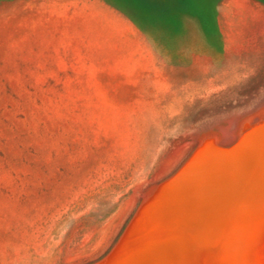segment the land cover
<instances>
[{
  "label": "rangeland",
  "instance_id": "rangeland-1",
  "mask_svg": "<svg viewBox=\"0 0 264 264\" xmlns=\"http://www.w3.org/2000/svg\"><path fill=\"white\" fill-rule=\"evenodd\" d=\"M263 100L264 0H0V264H200L216 220L183 180ZM178 181L164 242L143 238L149 193ZM244 247L210 261L264 260Z\"/></svg>",
  "mask_w": 264,
  "mask_h": 264
},
{
  "label": "bare ground",
  "instance_id": "bare-ground-1",
  "mask_svg": "<svg viewBox=\"0 0 264 264\" xmlns=\"http://www.w3.org/2000/svg\"><path fill=\"white\" fill-rule=\"evenodd\" d=\"M259 109L261 110V112L255 114L254 119L251 122L261 123L262 121H264V100L259 105ZM239 121H240V118L233 117V118H230L229 122L226 121L227 122L226 126L218 127L219 130H221V132H222L221 137L218 139V143H219L220 147H218L215 144V142H208L205 145H203V148L198 152V155L195 157V160L191 165V170L189 169L190 170L189 173L193 174V178H190L191 174H190V177H186V174H187L186 173L184 176V177H186V179L185 180L180 179V180L184 181L183 183H185V185H187V184L190 185L189 187H191V185H193L194 187L196 185H198L197 187H199L201 192H202V193L201 192L199 193V194H202V195H200L202 197V199L197 198L196 195H195V197L192 195L193 197L190 196L191 200H189V201L196 200L195 205L199 204V203H197L198 200H200V202H203L204 205H201V206H206L205 207L206 210L205 209L202 210L203 213H205L204 211H207V207H209V209L211 210V214L214 216L213 218H215V220H216V224L214 223V226H213V231H212L213 233L212 234H206V235H202L200 237H197L195 244H197V242H198V245H199L198 247L200 248V250H198V248H196V252L197 251L200 252V256H199V263L200 264H212L210 261L212 255L221 254L220 251L223 252L222 253V255H223L224 252L227 250L230 251L231 253H234V254H232V255L236 256L234 259L238 258L239 260H244L246 258V260H249V259H247L248 250L245 249V247H244L245 244L249 245V247H250L249 250L251 252L250 254L253 253L254 257L257 256L258 250L262 251V253H264V124H262L261 126L249 131L243 138L240 139V141L231 150L222 149V147H225V146L229 145L230 143L232 144V143L238 141V139H239ZM251 122H248L246 124V126L244 128L245 130L249 129L251 127ZM187 166H188V164H187ZM174 177L176 178V176H174ZM172 179H170V180H172ZM180 185H181L180 181H178V183L177 182L175 184L171 183L167 186L165 185V187H163L164 186L163 185L161 188H157V189L153 188L151 190V192L149 193V198L147 200L148 203L145 204L146 206H144V208L142 207L143 210L140 211L141 212L140 216L141 215H144L143 217L146 216L147 220L149 219V223L152 222L150 220L152 218V220H153L152 225L156 229L153 230V228H154L153 227L152 228L153 231H148V233L146 234L145 233L146 231L143 228V226L146 225V223L144 222L143 226L138 225L139 227L142 226L141 229H143V231H145L143 233V232L138 231L141 229L137 230L138 232L143 233L142 237L145 234V236L143 238L148 237L146 239H150L149 236L151 234L154 235V233L158 232L159 237L156 236L155 238H159L160 240L158 239V241L164 242L163 240H165V237L162 238L163 236L161 237L162 233H160V232L165 233V231L166 232L169 231V230H165V227L167 225H164V223L167 222V220H169L170 208L172 207V205H173V207L175 206L173 203L176 202V200H178L177 197L179 196V194H181L179 192L180 190H178L179 189L178 186L180 187ZM194 187H191V189L193 188L194 190H196V189L198 190V188L195 189ZM193 189H192V191H193ZM178 192H179V194H178ZM185 192L188 193L189 191L186 190ZM183 193H184V190L182 192V195H183ZM196 193L197 192L195 191V194ZM186 196H188L187 198L189 199V195H186ZM192 198H194V200H192ZM180 201L182 202V200H180ZM210 203H212V204L209 205ZM193 205H194V203H193ZM193 205H191V206H193ZM179 209H180V207H179ZM171 211H173L171 213L175 214L174 213L175 210L172 209ZM176 211H178V210H176ZM200 212L201 211H198V213L200 214L199 218H202L203 215L201 216V214H203V213H200ZM171 213H170V215H171ZM197 215L195 218H197ZM205 215H207V214H204V216ZM171 217L172 216H170V218ZM205 217L207 218V216H205ZM172 218L174 220V215ZM134 219H136V218H134ZM173 220H172V223L174 224L176 219L174 220V222H173ZM140 221L141 220L139 219V223H140ZM182 222L183 221L181 220V223ZM141 223H142V221H141ZM172 223L169 222V224H172ZM147 225H148L147 227L149 228L150 225L149 224H147ZM173 226L174 225H172L171 227H173ZM203 226L205 227V225H203ZM136 227H137V225H136ZM204 227H202V228H204ZM167 229H170L169 226ZM187 229L189 230V231L188 230L187 231L190 233V235L186 232L185 235L188 234L185 237L186 239L188 236H191L194 232V231H192V234H191V229L190 228H187ZM192 230H194V229H192ZM137 231H136V233H137ZM173 231L175 232L176 229H174ZM171 232H172V230L170 231V233ZM176 232L178 233V231H176ZM136 233H134L135 234L134 238L136 237ZM167 233H165V234L167 235ZM170 233H169V235L175 234L177 236L176 233H173V234H170ZM217 234H220L219 237L216 236ZM137 236H138V238H140V239L137 238L138 241L143 239V238H141V235H137ZM194 236H192L194 238V239L192 238L193 241H195V238L197 235L195 237ZM220 236H221V238H220ZM130 237H131V234H130ZM130 237H128L127 239L130 240L131 238H133V236L131 238ZM170 238H166V240L170 239ZM175 238H178V237H175ZM206 238H207L206 241H208L209 238H213L210 240H212L214 242V244L217 243L216 245H217V247L219 246L220 249L216 248V247L211 248L209 246H205V247L202 246V242H204ZM146 239L145 240L143 239V240L147 241ZM221 239H222V245H219L221 243L220 242ZM177 240H180V238H178ZM188 240H191V238ZM150 241H154V240H150ZM140 242L143 243L142 241H140ZM133 243H130L131 247L133 245L135 246V247H132V251H134V249L136 248V245ZM154 243H156V242H154ZM169 243H170V241H169ZM208 243H209V241H208ZM136 244L137 245L139 244V242H137V240H136ZM144 244H145V242L143 243V245ZM191 244H193V242ZM206 245H208V244H206ZM138 246H140V245H138ZM138 246H137V248H139ZM159 246L161 247V245H159ZM126 247H128V246H126ZM126 247H125V249H127ZM145 247L146 246H144V248ZM184 247H186V246L184 245ZM144 248L142 246V249H144ZM192 248H194V247H191V251L193 250ZM257 248H258V250H257ZM125 249L121 248V250H119L120 252L119 251H117V252L122 253L121 251L122 250L125 251ZM142 249L140 248L139 250H142ZM147 249L145 251H147ZM186 249H188V248L186 247ZM124 251H123V253H124ZM135 251H136V249H135ZM181 251H183V249H181ZM118 253H117V255H119ZM126 253H128V252H126ZM148 253H149V251L146 254H148ZM192 253L195 254L194 252H192ZM260 253H258V255ZM184 254L186 255V252H184ZM196 254H198V253H196ZM124 255H126V254H124ZM141 255H144V254H141ZM191 255L189 254L188 256H191ZM179 256L182 259H183V257H185L184 260H187L186 256H184V255L181 256L180 254H179ZM192 256L194 257V255H192ZM223 256H221V257H223ZM251 256H253V255H251ZM118 257H120L121 259H124V258H122V255L117 256V259H119ZM261 257L259 258L257 256V258H259V259L256 258V261L260 260V262L263 264L264 260H262ZM112 258H111V260H112ZM147 258H148V256H147ZM167 258H169V257H167ZM252 258H250V259H252ZM169 259H167V260H169ZM175 259L173 258V260H175ZM177 259H179L178 256H177ZM190 259H191V257H190ZM190 259L187 260V262L190 261ZM221 259H224V258H221ZM148 260H149V264H150V259L148 258ZM153 260L154 259H152V261H151L152 263H153ZM158 260L159 259H157V261ZM191 260H193V259H191ZM253 260L255 261V258H253ZM133 262H136V261L133 260ZM169 262H172V261H169ZM187 262L184 261V263H187ZM221 262H223V261H221ZM248 262L252 263V261L250 262V260ZM261 263H259V264H261ZM101 264H104V262ZM128 264H130V263L128 262ZM137 264H139V263L137 262ZM140 264H142V263H140ZM174 264H175V262H174ZM178 264H180V261ZM246 264H247V261H246ZM256 264H258V263H256Z\"/></svg>",
  "mask_w": 264,
  "mask_h": 264
},
{
  "label": "trees",
  "instance_id": "trees-1",
  "mask_svg": "<svg viewBox=\"0 0 264 264\" xmlns=\"http://www.w3.org/2000/svg\"><path fill=\"white\" fill-rule=\"evenodd\" d=\"M125 15H127L137 26H139V19L136 17L134 13L123 11Z\"/></svg>",
  "mask_w": 264,
  "mask_h": 264
},
{
  "label": "water",
  "instance_id": "water-1",
  "mask_svg": "<svg viewBox=\"0 0 264 264\" xmlns=\"http://www.w3.org/2000/svg\"><path fill=\"white\" fill-rule=\"evenodd\" d=\"M204 145V144H203Z\"/></svg>",
  "mask_w": 264,
  "mask_h": 264
}]
</instances>
